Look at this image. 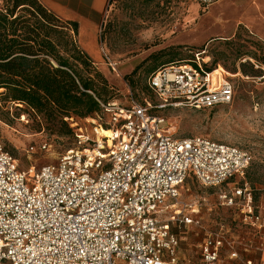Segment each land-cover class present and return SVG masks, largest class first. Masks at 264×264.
Segmentation results:
<instances>
[{
    "label": "built area",
    "instance_id": "2783aa9c",
    "mask_svg": "<svg viewBox=\"0 0 264 264\" xmlns=\"http://www.w3.org/2000/svg\"><path fill=\"white\" fill-rule=\"evenodd\" d=\"M197 1L208 9L220 0ZM205 55L199 51L149 78L159 100L154 107L130 93L125 106L98 100L107 118L85 119L90 130L66 119L75 148L39 171L22 170L0 144V264H178L181 238L172 227L199 223L200 204L182 201L191 179L218 189L220 204L239 206L244 220H259L245 179L251 155L202 136L175 138L167 119L153 114L234 102V83L221 68L206 69ZM222 249V238L208 237L202 264H220Z\"/></svg>",
    "mask_w": 264,
    "mask_h": 264
},
{
    "label": "rangeland",
    "instance_id": "374dc122",
    "mask_svg": "<svg viewBox=\"0 0 264 264\" xmlns=\"http://www.w3.org/2000/svg\"><path fill=\"white\" fill-rule=\"evenodd\" d=\"M226 1L231 5L227 12L221 8ZM7 6L8 0H0V10ZM219 21H230L227 34ZM100 35V57L89 56L108 81L110 102L128 105L131 93L154 107L159 100L148 87L152 71L192 60L202 50L208 67L221 68L234 83L235 100L228 106L153 114L167 119L175 138L202 136L248 152L252 163L245 179L259 220H244L239 206L220 204L218 189L191 179L182 201L200 204L195 215L199 223L172 229L181 238L178 264H201L203 243L216 236L223 240L220 264H264V0H221L208 9L197 0H110ZM1 99L0 144L22 170L39 171L75 148L71 135L24 113L23 106L6 107ZM81 124L91 129L92 122ZM42 142L49 144L48 151L39 149Z\"/></svg>",
    "mask_w": 264,
    "mask_h": 264
},
{
    "label": "trees",
    "instance_id": "16d2710c",
    "mask_svg": "<svg viewBox=\"0 0 264 264\" xmlns=\"http://www.w3.org/2000/svg\"><path fill=\"white\" fill-rule=\"evenodd\" d=\"M2 90L6 107L23 106L24 113L74 140L66 119L95 118L101 113L98 100L112 98L107 79L79 44L78 25L60 20L38 0H8L0 10Z\"/></svg>",
    "mask_w": 264,
    "mask_h": 264
},
{
    "label": "crops",
    "instance_id": "0c3cea01",
    "mask_svg": "<svg viewBox=\"0 0 264 264\" xmlns=\"http://www.w3.org/2000/svg\"><path fill=\"white\" fill-rule=\"evenodd\" d=\"M38 2L60 20L76 23L78 25V41L82 50L88 56L90 54L95 55L96 58L100 57V30L110 0H38ZM222 7L226 9V12L231 9V5L227 1L226 5ZM244 19L245 17L241 20L243 21ZM220 24L221 22L219 21ZM231 27L230 21H226V24H221V28L226 31V34Z\"/></svg>",
    "mask_w": 264,
    "mask_h": 264
},
{
    "label": "bare ground",
    "instance_id": "6f19581e",
    "mask_svg": "<svg viewBox=\"0 0 264 264\" xmlns=\"http://www.w3.org/2000/svg\"><path fill=\"white\" fill-rule=\"evenodd\" d=\"M169 130V129H168ZM170 131V130H169ZM171 132V131H170ZM103 136H110V131L107 130L105 132H102Z\"/></svg>",
    "mask_w": 264,
    "mask_h": 264
}]
</instances>
